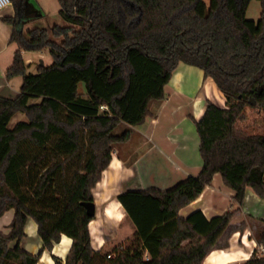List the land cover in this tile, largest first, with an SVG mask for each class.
Returning a JSON list of instances; mask_svg holds the SVG:
<instances>
[{
  "label": "trees",
  "instance_id": "trees-1",
  "mask_svg": "<svg viewBox=\"0 0 264 264\" xmlns=\"http://www.w3.org/2000/svg\"><path fill=\"white\" fill-rule=\"evenodd\" d=\"M59 1L66 23L50 31L3 18L17 45L4 76L22 82L15 97L0 95V217L13 211L0 230V264H37L62 235L72 240L65 264H203L246 188L264 199V131L242 125L247 106L264 109V0L256 21L246 19L251 0ZM44 49L52 63L30 72L22 52ZM179 63L200 68L225 97V107L208 100L195 122L200 172L166 190L120 193L133 232L110 252L94 251V216L82 203L93 202L114 149L152 116ZM17 114L25 119L12 124ZM217 173L234 192L229 209L210 219L200 210L179 215ZM28 219L42 242L34 255L21 246ZM256 242L264 248V229Z\"/></svg>",
  "mask_w": 264,
  "mask_h": 264
},
{
  "label": "crops",
  "instance_id": "crops-1",
  "mask_svg": "<svg viewBox=\"0 0 264 264\" xmlns=\"http://www.w3.org/2000/svg\"><path fill=\"white\" fill-rule=\"evenodd\" d=\"M43 12L39 0H10V4L0 11L1 96L15 97L21 85L16 77L7 80L4 76L17 45L11 46L12 26L3 18L17 17L24 28ZM22 54L25 58L26 51ZM25 60L32 65V58ZM208 100L225 107V97L212 78L205 77L198 67L179 63L165 86V98L152 103V116L147 117L142 125L133 127L129 140L114 149L109 165L92 189L95 215L88 229L94 251L104 252L108 247L123 245L133 232V226L117 199L120 193L151 188L166 190L200 172L202 159L195 122L202 117ZM233 195L234 192L223 184L221 176L214 174L199 197L182 208L179 215L185 217L200 210L210 219L229 209ZM12 217V210L0 217L1 231L9 230ZM263 229L264 199L247 187L241 212L234 217L203 264L244 263L253 253H259L256 237ZM24 232L22 248L32 255L38 253L42 242L32 219L27 220ZM71 243L69 237L62 235L51 251L42 252L37 264H55L53 257L59 260L58 264H65Z\"/></svg>",
  "mask_w": 264,
  "mask_h": 264
},
{
  "label": "rangeland",
  "instance_id": "rangeland-1",
  "mask_svg": "<svg viewBox=\"0 0 264 264\" xmlns=\"http://www.w3.org/2000/svg\"><path fill=\"white\" fill-rule=\"evenodd\" d=\"M204 1L208 2L209 0H204ZM39 2L41 3L44 11L43 15L41 17L37 16L32 21L26 23L23 26L24 31L31 30L35 27L44 28L50 31L54 25L57 26L65 25L66 22L60 13L61 4L59 0H39ZM260 12H261L260 2L257 0H251L247 7L246 19L256 21L259 19ZM11 46H16V44L12 43ZM26 58H32L33 60V63L29 68V71L32 73L36 71V67L37 65H39L40 60H42L43 65L46 66L52 63V58L47 49H44L40 52L26 51L25 59ZM16 78H17L16 79L17 82L19 83L22 82L21 77L18 76ZM79 91L84 92V85L82 83H79ZM245 114L247 116V119L244 123H242L243 126H246L249 131L254 133H261L264 131V109L247 106L245 108ZM22 119H25L24 115L17 114L11 120V123H14ZM113 248L114 247L111 248L108 247L107 249H105L104 252H110ZM103 264H108V263H103Z\"/></svg>",
  "mask_w": 264,
  "mask_h": 264
},
{
  "label": "water",
  "instance_id": "water-1",
  "mask_svg": "<svg viewBox=\"0 0 264 264\" xmlns=\"http://www.w3.org/2000/svg\"><path fill=\"white\" fill-rule=\"evenodd\" d=\"M40 66H43V61L40 60L39 63ZM264 89V84L260 87V90ZM251 104H254V101L251 99ZM82 205L84 206L86 213L89 216H94L95 215V205L93 202H83Z\"/></svg>",
  "mask_w": 264,
  "mask_h": 264
},
{
  "label": "built area",
  "instance_id": "built-area-1",
  "mask_svg": "<svg viewBox=\"0 0 264 264\" xmlns=\"http://www.w3.org/2000/svg\"><path fill=\"white\" fill-rule=\"evenodd\" d=\"M9 4H10V0H0V11L3 10ZM101 108L104 109L105 107L102 106ZM258 251L259 253L257 255L259 257H264V248L262 246H259ZM107 257H110V255H108Z\"/></svg>",
  "mask_w": 264,
  "mask_h": 264
}]
</instances>
